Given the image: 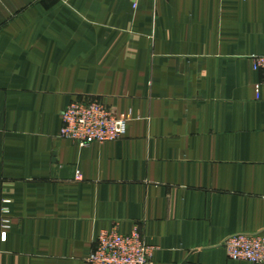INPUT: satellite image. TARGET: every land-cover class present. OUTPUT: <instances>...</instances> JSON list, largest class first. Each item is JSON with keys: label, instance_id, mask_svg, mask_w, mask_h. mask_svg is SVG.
<instances>
[{"label": "crops", "instance_id": "obj_1", "mask_svg": "<svg viewBox=\"0 0 264 264\" xmlns=\"http://www.w3.org/2000/svg\"><path fill=\"white\" fill-rule=\"evenodd\" d=\"M259 55L264 0H0V264H89L114 226L148 264H257L224 242L264 233ZM76 100L125 134L61 137Z\"/></svg>", "mask_w": 264, "mask_h": 264}, {"label": "built area", "instance_id": "obj_2", "mask_svg": "<svg viewBox=\"0 0 264 264\" xmlns=\"http://www.w3.org/2000/svg\"><path fill=\"white\" fill-rule=\"evenodd\" d=\"M254 68L264 71V55L254 57ZM262 84H257L258 98ZM128 119L115 115L106 105L97 100H76L62 112L60 136L77 142L80 146L105 143L122 137L126 132ZM9 204V200H4ZM2 238L10 227V208L3 206L0 217ZM231 259L248 260L264 264V233L234 234L224 242ZM153 247L145 243L141 230L134 227L130 233H121L118 227L102 231L90 255L89 264H148Z\"/></svg>", "mask_w": 264, "mask_h": 264}]
</instances>
